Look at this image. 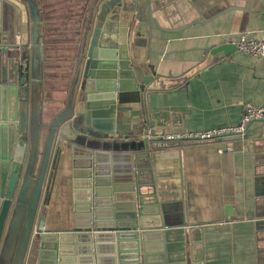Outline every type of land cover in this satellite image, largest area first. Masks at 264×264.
<instances>
[{
	"label": "crops",
	"instance_id": "crops-1",
	"mask_svg": "<svg viewBox=\"0 0 264 264\" xmlns=\"http://www.w3.org/2000/svg\"><path fill=\"white\" fill-rule=\"evenodd\" d=\"M35 1L44 23L43 121L47 124L65 107L85 18L94 0ZM155 1L152 39L139 37L135 42L162 54L148 56L146 67L154 78L143 101L118 106L115 145L132 149L134 142L144 139L149 113L167 115L175 125L172 133H199L236 126L247 106L264 107V59L239 50L219 59L209 51L236 45L243 37L262 39L264 0ZM33 39L30 6L24 0H0V47L15 60L18 79H26L22 100H30L32 94ZM132 50L142 82L141 52L134 44ZM5 100L9 102V94ZM228 143L235 150L219 153ZM72 146L63 138L54 146L37 219V224L43 220L48 231L74 230ZM263 158L261 125L250 130L248 140L158 149L152 151L150 162L139 163L152 169L155 188L146 191H156L168 221L184 222L191 232L188 251L193 260L199 264H264V253L260 254L264 252L263 235L255 227L256 195L263 186L256 167ZM128 160L126 155L114 158L118 184L124 176L121 164ZM145 176L150 178V173L146 171ZM127 198L126 194L119 196L120 200ZM128 239L122 242L126 251L131 248ZM25 260V264H37L38 245H32Z\"/></svg>",
	"mask_w": 264,
	"mask_h": 264
},
{
	"label": "water",
	"instance_id": "water-1",
	"mask_svg": "<svg viewBox=\"0 0 264 264\" xmlns=\"http://www.w3.org/2000/svg\"><path fill=\"white\" fill-rule=\"evenodd\" d=\"M24 2L32 12L34 35L30 100L21 99L26 79H18L15 60L0 47V264H25L33 244L38 245L37 264H199L188 251L191 232L184 222L168 221L156 191H146L155 188L152 169L139 162H150L152 151L158 149L248 140L250 130L264 123H253L244 136L209 142H161L145 137L134 142L132 149L115 145L118 106L143 101L154 78L146 67L148 56L162 54L135 42L139 37L151 41L156 1L94 0L85 18L65 107L46 124L44 23L37 2ZM133 44L141 52L142 82L133 63ZM236 50L230 43L209 51L222 59ZM147 123L146 135L152 136L172 133L175 127L164 114L149 113ZM58 138L71 143L74 154V230L65 232L46 230L43 220L37 224ZM117 155L129 158L121 164L124 176L119 184L113 167ZM257 164V179L263 186L256 195L255 227L264 242V158ZM122 194L128 198L120 200ZM126 236L129 251L123 249Z\"/></svg>",
	"mask_w": 264,
	"mask_h": 264
},
{
	"label": "built area",
	"instance_id": "built-area-1",
	"mask_svg": "<svg viewBox=\"0 0 264 264\" xmlns=\"http://www.w3.org/2000/svg\"><path fill=\"white\" fill-rule=\"evenodd\" d=\"M237 50L251 55L257 59H264V37L260 40H253L243 37L236 43ZM23 63V62H22ZM27 84H25L26 86ZM253 123H264V107L247 106L238 125L220 129H211L199 133H172L152 136L149 132L145 137L150 140L161 142H183V141H200L207 142L230 138L233 136H244ZM235 150L233 143H228L225 147L220 148L219 153L232 152Z\"/></svg>",
	"mask_w": 264,
	"mask_h": 264
},
{
	"label": "rangeland",
	"instance_id": "rangeland-1",
	"mask_svg": "<svg viewBox=\"0 0 264 264\" xmlns=\"http://www.w3.org/2000/svg\"><path fill=\"white\" fill-rule=\"evenodd\" d=\"M49 69H51V68H49ZM49 73H52V70H50V72ZM67 74V73H66Z\"/></svg>",
	"mask_w": 264,
	"mask_h": 264
}]
</instances>
